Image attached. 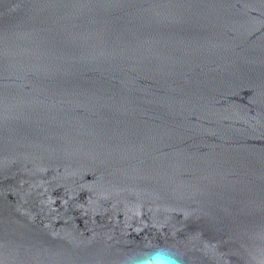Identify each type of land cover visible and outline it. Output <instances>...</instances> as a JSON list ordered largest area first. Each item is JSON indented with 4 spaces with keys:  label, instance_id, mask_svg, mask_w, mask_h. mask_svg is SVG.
<instances>
[{
    "label": "water",
    "instance_id": "obj_1",
    "mask_svg": "<svg viewBox=\"0 0 264 264\" xmlns=\"http://www.w3.org/2000/svg\"><path fill=\"white\" fill-rule=\"evenodd\" d=\"M264 264V0H0V264Z\"/></svg>",
    "mask_w": 264,
    "mask_h": 264
},
{
    "label": "clouds",
    "instance_id": "obj_2",
    "mask_svg": "<svg viewBox=\"0 0 264 264\" xmlns=\"http://www.w3.org/2000/svg\"><path fill=\"white\" fill-rule=\"evenodd\" d=\"M146 264H179L174 255L161 254L159 256H153L146 261Z\"/></svg>",
    "mask_w": 264,
    "mask_h": 264
}]
</instances>
